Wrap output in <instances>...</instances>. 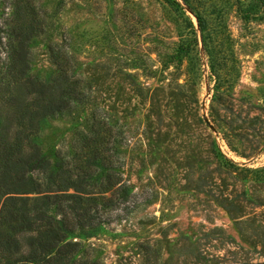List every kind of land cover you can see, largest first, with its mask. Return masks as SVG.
I'll use <instances>...</instances> for the list:
<instances>
[{
    "label": "rangeland",
    "instance_id": "374dc122",
    "mask_svg": "<svg viewBox=\"0 0 264 264\" xmlns=\"http://www.w3.org/2000/svg\"><path fill=\"white\" fill-rule=\"evenodd\" d=\"M34 13L81 92L36 136L101 213L76 264H264V0H0L1 64Z\"/></svg>",
    "mask_w": 264,
    "mask_h": 264
},
{
    "label": "trees",
    "instance_id": "16d2710c",
    "mask_svg": "<svg viewBox=\"0 0 264 264\" xmlns=\"http://www.w3.org/2000/svg\"><path fill=\"white\" fill-rule=\"evenodd\" d=\"M45 30L36 13L27 15L11 28L8 60L0 58V264H76L67 235L101 217L83 172L73 176L67 165L53 164L36 141L45 118L81 95L70 79V55L57 44L49 45L57 73L31 71L30 41Z\"/></svg>",
    "mask_w": 264,
    "mask_h": 264
}]
</instances>
